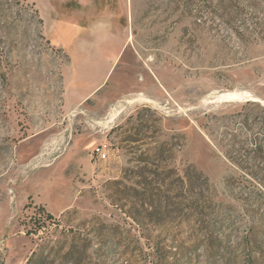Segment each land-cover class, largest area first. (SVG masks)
Wrapping results in <instances>:
<instances>
[{"label": "rangeland", "instance_id": "374dc122", "mask_svg": "<svg viewBox=\"0 0 264 264\" xmlns=\"http://www.w3.org/2000/svg\"><path fill=\"white\" fill-rule=\"evenodd\" d=\"M116 2L0 0V140L43 112L62 140L56 174L0 178L26 199L6 223L0 186V264L264 256V0Z\"/></svg>", "mask_w": 264, "mask_h": 264}, {"label": "crops", "instance_id": "0c3cea01", "mask_svg": "<svg viewBox=\"0 0 264 264\" xmlns=\"http://www.w3.org/2000/svg\"><path fill=\"white\" fill-rule=\"evenodd\" d=\"M85 1H87V7L92 8L91 16L103 14V12H100V4L101 1L105 3L107 0ZM120 3L121 0H117L116 7H120ZM106 10L115 15L110 8ZM64 82L68 83L69 77H64ZM65 96V106L63 108L66 112H72L74 111L76 105H81V103L87 101L90 95L82 93L83 97L78 100L79 98L76 99V96H80V92L78 90V93H75V95H72L67 91ZM50 118L51 116H47L45 112H43V114H41V116L39 117L38 120L43 126V129L41 130L39 135L26 136V133L22 131V127H17L14 130L16 134L15 137H13L11 140H0V178L2 177V175L7 174L10 176V183H15L18 177L20 178V176H24L31 172H36L37 174H40L42 172L47 173L49 171L52 172V170L57 167V170L53 172V174L57 173L61 165H59L58 163L60 156H55V154L60 149L62 140L57 137L54 138L55 136L51 134L52 124ZM0 186L3 190L2 192L6 194L1 200V206L8 209V213L3 217V221L6 223H10V220L14 216V212L15 214L21 212V209L26 204V202L24 201L26 199L25 197H23V192L21 191L22 188H15V190L18 192V195L22 197L21 200L18 201V204H16L15 208L14 197L16 196V193L14 192V190L12 189L14 192L13 195L9 194V190H11V188H8V184H6L5 181L4 183H1ZM17 206L19 208L18 211ZM10 208L11 212L9 213Z\"/></svg>", "mask_w": 264, "mask_h": 264}, {"label": "trees", "instance_id": "16d2710c", "mask_svg": "<svg viewBox=\"0 0 264 264\" xmlns=\"http://www.w3.org/2000/svg\"><path fill=\"white\" fill-rule=\"evenodd\" d=\"M223 2V1H222ZM246 152V151H245ZM254 160H261L264 159V140L263 141H258L255 145V149L251 150L248 152V155L251 156ZM247 155V156H248ZM246 156V157H247ZM255 178H259L254 176ZM264 180V179H263ZM262 182V179H260ZM243 250H244V257L245 259L242 261L245 264H264V256L257 258L255 254V247L253 245V241L250 239H246L242 244ZM236 257H234L235 259ZM236 260V259H235ZM32 261V258L28 260V264H30Z\"/></svg>", "mask_w": 264, "mask_h": 264}, {"label": "built area", "instance_id": "2783aa9c", "mask_svg": "<svg viewBox=\"0 0 264 264\" xmlns=\"http://www.w3.org/2000/svg\"><path fill=\"white\" fill-rule=\"evenodd\" d=\"M93 155H96L99 158L105 159L108 155L107 152V145L105 144H100L97 148L94 149ZM9 194L13 195L14 192L13 190H9Z\"/></svg>", "mask_w": 264, "mask_h": 264}, {"label": "bare ground", "instance_id": "6f19581e", "mask_svg": "<svg viewBox=\"0 0 264 264\" xmlns=\"http://www.w3.org/2000/svg\"><path fill=\"white\" fill-rule=\"evenodd\" d=\"M239 97H240V94L239 93L238 94L237 93H228V94L222 95L221 100H225V101L226 100H236ZM238 100H240V99H238Z\"/></svg>", "mask_w": 264, "mask_h": 264}]
</instances>
